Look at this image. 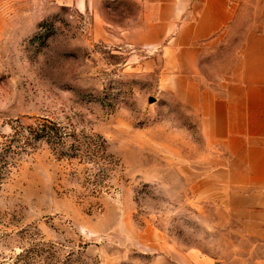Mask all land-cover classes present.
<instances>
[{"label": "rangeland", "instance_id": "obj_1", "mask_svg": "<svg viewBox=\"0 0 264 264\" xmlns=\"http://www.w3.org/2000/svg\"><path fill=\"white\" fill-rule=\"evenodd\" d=\"M138 17L129 0H0V264H264V223L230 204L228 155L159 84Z\"/></svg>", "mask_w": 264, "mask_h": 264}, {"label": "crops", "instance_id": "obj_2", "mask_svg": "<svg viewBox=\"0 0 264 264\" xmlns=\"http://www.w3.org/2000/svg\"><path fill=\"white\" fill-rule=\"evenodd\" d=\"M129 1L159 84L201 115L207 140L228 155L219 175L230 204L264 223V0ZM239 37L230 71L207 73L208 59Z\"/></svg>", "mask_w": 264, "mask_h": 264}, {"label": "trees", "instance_id": "obj_3", "mask_svg": "<svg viewBox=\"0 0 264 264\" xmlns=\"http://www.w3.org/2000/svg\"><path fill=\"white\" fill-rule=\"evenodd\" d=\"M38 134L39 136H42L43 138L47 139L46 141L48 142H51V145H54L55 146V149L58 153V156L60 158H75L77 156V152L81 150L80 146H75V145H72V146H67L66 145V141L64 140L63 136H53V133L50 132L49 130H47V127H44L40 130H38ZM94 155L96 157H98V155H96L94 153Z\"/></svg>", "mask_w": 264, "mask_h": 264}]
</instances>
